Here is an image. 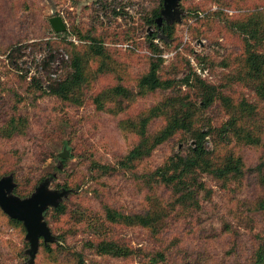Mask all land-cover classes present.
<instances>
[{
	"label": "rangeland",
	"instance_id": "rangeland-1",
	"mask_svg": "<svg viewBox=\"0 0 264 264\" xmlns=\"http://www.w3.org/2000/svg\"><path fill=\"white\" fill-rule=\"evenodd\" d=\"M156 1L159 0H0V129L14 115H22L28 120L27 128L20 135L7 137L0 133L1 172L4 176L18 175L21 179L14 180L16 186H27V192H31L36 181L47 176L51 179L50 188L61 189L73 178L79 188L71 189L67 199L64 198L70 207L101 219L105 218L106 206L127 213L138 209L141 197L137 194L133 174L124 172L95 179L97 173L91 169L93 161L116 164L136 143L132 138L120 135L108 115L99 111L90 97L92 93L114 85L117 82L114 75H101L94 88L86 92L90 95L81 105L63 103L42 91L47 89L52 78L63 75L68 68L71 42L78 46L82 44L74 30L83 34L86 30H94L104 39L106 48L127 70L124 82L134 90L135 78L148 70L151 39L162 50L164 63L160 71L164 77L182 78L184 72L178 71L189 61L202 78L217 84L225 74L234 73L241 44L239 38L226 31L225 23L209 21L205 16L222 7L228 19L242 16L248 10H264V0H181L183 19L175 27L174 41L167 40L166 43L163 26H149L144 20ZM115 5L123 15H112L111 9ZM56 15L64 18L67 31H54L49 19ZM202 57L213 61H203ZM224 58L227 66H222ZM227 90L244 93L252 101L256 99L254 91L242 85L234 84ZM164 95L158 90L137 98L129 103V113L142 112ZM205 114L212 118L213 124H220L224 117L215 105ZM158 125L161 122L155 120L149 131L153 132ZM208 144L211 146V142ZM187 145V141L179 142L178 139L164 143L150 160L160 164L173 150ZM62 153L68 157H62ZM209 183L215 190L214 202L219 207L213 209L212 205L203 202L200 211L173 215L161 241L137 225L113 224L106 233L134 249L149 250L164 248L171 238L179 237L192 253L190 256L200 255L204 259L201 264L231 263L236 258L226 253L229 237L220 234L218 219L220 212L229 220L231 218L229 196L218 182L211 180ZM245 194L243 192L241 197ZM257 220L260 221L254 231L241 227L249 241L255 232L264 229L261 218L257 217ZM50 226L57 236L59 230L52 223ZM95 227L81 223L69 242L82 247L85 238L98 235L99 229ZM62 228L65 230L67 225L63 224ZM26 233L22 228L10 226L0 213V264H29L30 256L26 250L30 245ZM42 242L33 264H57L45 258ZM179 255L176 251H168V264ZM86 258L89 264L147 262L144 256L113 258L96 255L90 250L86 251Z\"/></svg>",
	"mask_w": 264,
	"mask_h": 264
},
{
	"label": "trees",
	"instance_id": "trees-1",
	"mask_svg": "<svg viewBox=\"0 0 264 264\" xmlns=\"http://www.w3.org/2000/svg\"><path fill=\"white\" fill-rule=\"evenodd\" d=\"M117 7L115 5L111 9L115 17L123 15ZM162 7L163 0H159L148 9L144 17L147 25L158 27L157 18ZM205 18L225 23L226 31L239 38L241 44L234 73L225 74L217 84L202 78L189 61L178 71L184 72L182 78L164 77L160 71L164 63L162 50L151 39L149 67L135 78L134 90L124 82L127 70L106 48L105 40L94 30H86L84 34L74 30L82 44L78 46L71 42L68 68L63 75L52 78L47 89L42 91L63 103L81 105L90 95L86 92L94 88L101 75H114L117 80L114 85L92 93L90 97L96 108L108 115L114 129L136 143L116 164L93 161L91 169L97 173L95 179L110 178L124 172L133 174L141 199L138 209L128 213L106 206L104 219L70 207L65 199L58 207L48 208L45 219L59 233L55 242H42L45 258L57 264H89L86 251L90 250L105 257L139 255L147 259L145 264H168L167 252L176 251L180 255L170 264H201L204 259L200 255L190 256L192 253L183 246L179 237L175 238L178 243L171 238L164 248L157 250L134 249L111 238L106 231L113 224L137 225L161 241L173 215L200 211L203 202L212 205L213 209L219 207L214 202L215 190L209 183L213 180L229 196L231 205L228 212L230 220L225 214H218L219 232L229 237L226 253L236 258L226 264H264V229L255 232L251 241L241 231V227L254 231L260 221L257 217L264 222V10H248L242 16L228 19L222 7ZM177 23L162 25L166 43L167 40L174 41ZM201 60L213 61L209 57ZM221 63L227 66L225 58ZM234 84L254 91L255 101L244 93L227 90ZM158 90L165 95L155 99L153 105L136 115L129 113L130 102ZM214 105L224 116L220 124H213L212 118L205 114ZM155 120H159L161 125L150 132V124ZM27 124L26 117L14 115L1 127L0 133L7 137L20 135ZM175 139L187 141V147L173 150L160 164L150 160L158 147ZM2 170L3 166H0V177L4 176ZM11 175L14 180L21 179L18 175ZM46 178H39L31 192L21 184L13 192L27 197ZM62 188L71 191L78 189L79 185L71 178ZM243 192L247 197H241ZM0 213L10 226L26 230L22 221L11 218L1 207ZM83 222L88 227L98 224L99 227L95 228L99 230L96 232L98 235L85 238L79 247L69 241ZM63 224L67 225L65 230Z\"/></svg>",
	"mask_w": 264,
	"mask_h": 264
},
{
	"label": "water",
	"instance_id": "water-1",
	"mask_svg": "<svg viewBox=\"0 0 264 264\" xmlns=\"http://www.w3.org/2000/svg\"><path fill=\"white\" fill-rule=\"evenodd\" d=\"M181 0H163L161 15L157 18L158 27L164 23L181 22L184 11L180 8ZM49 22L56 33L67 31V24L60 15L52 16ZM62 157H68L62 153ZM51 179H44L34 192L27 197L16 195L13 191L16 187L13 175L0 177V207L11 218L23 222L27 231L26 240L29 248L26 253L30 256L29 264H33L36 254L40 248L41 240L45 243L54 242L56 236L45 219V212L48 208L58 207L64 198L68 197L70 189L50 188Z\"/></svg>",
	"mask_w": 264,
	"mask_h": 264
}]
</instances>
